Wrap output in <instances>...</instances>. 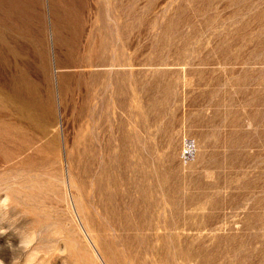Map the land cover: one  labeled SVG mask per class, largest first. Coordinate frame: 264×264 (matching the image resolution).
Instances as JSON below:
<instances>
[{
    "label": "rangeland",
    "instance_id": "obj_1",
    "mask_svg": "<svg viewBox=\"0 0 264 264\" xmlns=\"http://www.w3.org/2000/svg\"><path fill=\"white\" fill-rule=\"evenodd\" d=\"M0 264H264V0H0Z\"/></svg>",
    "mask_w": 264,
    "mask_h": 264
},
{
    "label": "bare ground",
    "instance_id": "obj_2",
    "mask_svg": "<svg viewBox=\"0 0 264 264\" xmlns=\"http://www.w3.org/2000/svg\"><path fill=\"white\" fill-rule=\"evenodd\" d=\"M19 107H21V106H19ZM23 108H25V106Z\"/></svg>",
    "mask_w": 264,
    "mask_h": 264
}]
</instances>
